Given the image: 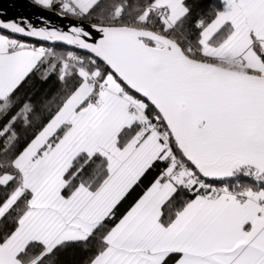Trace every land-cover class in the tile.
<instances>
[{
    "label": "snow or ice",
    "instance_id": "1",
    "mask_svg": "<svg viewBox=\"0 0 264 264\" xmlns=\"http://www.w3.org/2000/svg\"><path fill=\"white\" fill-rule=\"evenodd\" d=\"M30 2L68 23L0 12V264H264V0Z\"/></svg>",
    "mask_w": 264,
    "mask_h": 264
},
{
    "label": "water",
    "instance_id": "2",
    "mask_svg": "<svg viewBox=\"0 0 264 264\" xmlns=\"http://www.w3.org/2000/svg\"><path fill=\"white\" fill-rule=\"evenodd\" d=\"M0 12L6 13L4 19L26 17L37 26H43L40 17H44L52 26L63 27L68 23L67 20H62L52 12L34 6L30 0H0Z\"/></svg>",
    "mask_w": 264,
    "mask_h": 264
},
{
    "label": "trees",
    "instance_id": "3",
    "mask_svg": "<svg viewBox=\"0 0 264 264\" xmlns=\"http://www.w3.org/2000/svg\"><path fill=\"white\" fill-rule=\"evenodd\" d=\"M43 87L44 88H48L49 85H44ZM57 87H58V85L53 84L52 85V91L55 92V90H56ZM67 259H68L69 262H71V260L73 259V257L71 256V254H69V256L67 257Z\"/></svg>",
    "mask_w": 264,
    "mask_h": 264
}]
</instances>
